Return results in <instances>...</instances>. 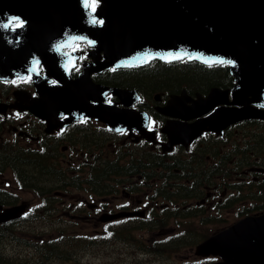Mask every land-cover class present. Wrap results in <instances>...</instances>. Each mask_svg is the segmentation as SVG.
<instances>
[{
  "label": "water",
  "instance_id": "95a60500",
  "mask_svg": "<svg viewBox=\"0 0 264 264\" xmlns=\"http://www.w3.org/2000/svg\"><path fill=\"white\" fill-rule=\"evenodd\" d=\"M13 17L25 18L26 27L4 32L2 27ZM87 17L86 0H0V66L18 68L33 52L38 59L56 62L60 38L70 28L87 33L84 37L98 45L97 51H104V66L186 56L207 63L231 60V72L244 91L264 92V0H101L94 17L103 23L87 26ZM16 34H22L23 41L8 44L6 38H16ZM19 53H23L20 59L5 61ZM62 89H54L55 110L65 101L74 107L72 101L82 95L73 93L65 99L59 96ZM220 93L213 89L204 100L211 101ZM220 101H212L209 107ZM82 110L92 115L86 106ZM113 119L121 122L120 128L142 123L130 111ZM23 209L17 206L0 213V221ZM199 249L221 253L225 260L217 264H264V214L241 220L202 242Z\"/></svg>",
  "mask_w": 264,
  "mask_h": 264
},
{
  "label": "flooded vegetation",
  "instance_id": "af4514ba",
  "mask_svg": "<svg viewBox=\"0 0 264 264\" xmlns=\"http://www.w3.org/2000/svg\"><path fill=\"white\" fill-rule=\"evenodd\" d=\"M86 59L87 57H85ZM176 63L153 62L149 65L124 70H105L92 75V80H97L104 84L136 89L139 95L133 101L131 107L138 112H147L151 119L145 129H143L144 123L142 121L141 126H131V130L112 132L115 138H123L122 144L128 150L127 161L135 165V171L130 172L127 169V172L124 173L112 172L109 174L108 194L100 195L93 199L89 210L85 212V218L88 221L94 224L109 223L112 230L126 226L141 228L145 225L151 203V200L147 198V190L152 187L148 185V174L145 172L146 157L144 151L148 145L153 146L157 152L163 155L157 159L161 162L159 166L165 165L168 169L181 170L178 174L187 178L186 181L191 186L193 194H195L194 200L196 202L191 205L192 207L203 206L207 207V209L222 207V211H227L228 213L231 211L238 216H244L248 213L256 212L257 207L264 204V118L241 120L228 126L223 136H216L213 132L208 133L210 131L204 135L202 133L194 137L190 143L195 144L187 148H184L181 142L175 143L171 148H168L171 142L187 141L190 136L204 129L206 120L197 119L208 115L216 107L204 114L191 118L175 116L172 120H169L170 117L166 112H181V109L175 107V103L182 102L192 105L199 93L207 95L215 85L221 86L223 89L231 88L234 85V80L226 72L227 80H225L224 76L222 79V72L210 70L218 80L202 86L193 84V79L187 77V75L182 80L177 79L178 83L176 84H161L156 87H144L139 82H126L130 80L139 81L140 78H143V74H146L145 72L170 75L171 70H181L184 74L195 72L194 70H196L188 65L177 67L174 65ZM81 69L82 67L79 69L73 68L71 73L76 77ZM158 88H163L164 90L160 89L162 91H158ZM150 90L153 92H150ZM172 95H175V97L173 98ZM109 98L114 102H120V98L117 95H110ZM123 98L129 100L125 95ZM231 99H233L231 93L228 96L222 95V106L241 107L243 105V103L231 102ZM250 104L255 105L253 102H250ZM203 109H206L203 105L192 109V116L195 115V112ZM85 119L89 121L83 122ZM168 121L176 125L180 124L188 128L189 131L172 133L170 131L172 124L168 123ZM78 122L84 126L83 132L96 133L93 126V123H95L94 119L81 118ZM241 128H248L251 133H241V136L234 141L232 150L234 152L242 151L244 156L251 153V159L248 162H243V157L234 159L232 166L235 165V173L230 171L231 168L226 173H223L225 171L223 167H217L222 169V178L219 183L212 182L210 177L211 166L206 165V163L209 164L211 161V165L214 166L221 164L222 156H226L224 151L227 144L226 141ZM130 149L135 153L138 152L137 157L130 156ZM168 149L172 150L167 151ZM211 149L214 151V155L211 154ZM1 150L2 148H0ZM179 152H185L186 158L172 155H181ZM200 164L203 165L202 169L199 168ZM93 176H96V174ZM152 177L161 178L160 175H151L150 178ZM180 180L182 181V179ZM233 189L238 191V195L235 197L229 196ZM246 191H249V193H246ZM235 204H240V206L233 211L231 207ZM158 205L161 206L158 215H161L162 203L159 202ZM122 211H134L143 214L116 215V213ZM107 213H112V217H108Z\"/></svg>",
  "mask_w": 264,
  "mask_h": 264
},
{
  "label": "rangeland",
  "instance_id": "374dc122",
  "mask_svg": "<svg viewBox=\"0 0 264 264\" xmlns=\"http://www.w3.org/2000/svg\"><path fill=\"white\" fill-rule=\"evenodd\" d=\"M199 72L207 76L210 71L208 69H204V71L199 70ZM141 83L144 87H146L144 82L141 81ZM19 84L21 86V83ZM13 89L12 83L1 84L0 95L2 100L9 98L13 99ZM30 115L25 112L18 114V121L13 122L8 128H4L0 132V140L9 141L11 143L14 142V145L20 146L21 149L26 146L31 147V145L36 147V142L38 139H33L32 141L26 140V135L24 133L28 132V130H32L34 133H36L35 130L36 128L41 127V122L38 119L32 117V114ZM24 120L29 122L28 130H23L22 134H17V132H15L11 126L14 124L23 123ZM98 123H93L96 133L83 132L77 128L69 134L73 136V138L69 141L55 142L53 137L50 138L52 144H56L59 148H61L60 152L56 156V160L59 162L61 169L64 172H67V174L71 177L74 176L71 173H68V169L75 166L69 165L71 162L73 164H78L85 160V158L86 160L90 158V160H96L98 163H104L107 160L112 161L115 157H117V155L120 154L119 147H121L123 138H115L112 133L102 126V124ZM243 132L250 134L251 130L248 128H241L237 133H233L232 136H230L226 141L227 144L225 147H227V150H230V152L228 154L229 160H226L222 156L223 165L222 163L220 165L223 167V170H225L223 173H226L229 168H231L230 171L232 173H235V165L232 166L234 159L243 157L242 161L248 162L252 157L251 153H248L246 156H244L242 151L234 152L231 150L234 141L239 138ZM3 144L4 143H0V145ZM15 149L18 150V147H15ZM145 149L154 150L149 145L146 146ZM1 153L7 154V151L1 150L0 154ZM211 154L214 155L213 150L211 151ZM121 160L126 161V159ZM206 165L211 166V161L209 164L206 163ZM23 166L25 165L23 164ZM123 166L124 161H122L121 165L116 168V171H120V173L123 172ZM199 168L202 169L203 165L200 164ZM9 176L12 178V172H9ZM210 177L212 178V182H220L222 178V169H212ZM0 179L6 180L4 186L5 188L14 189V192L17 194L13 196L14 203L27 201L30 205L29 212L38 208L39 196L34 193L33 189L27 186L23 189L18 188V186L16 188L14 182L10 179H7L5 174H1ZM177 180L178 179L175 177L171 179V182L175 183ZM9 182L11 184H9ZM27 183L30 184L29 182ZM40 184L47 185L48 188H51L49 193L44 194V198L48 199V208L51 210L37 219L22 217L20 220H17L15 223H13L12 235L6 239L0 237V264H154L147 263L141 257L137 256L138 252L141 251V247L133 242L127 243L126 241L120 240L109 243L107 246L94 245L92 247H86V244L72 240L70 235L75 234L74 236L76 237L77 233H92V229L97 226L96 224L86 223L83 221L81 215L77 214L79 213V210L75 206L77 201L79 199H89L91 201V199L99 197L100 195L92 192V190L89 189L90 186L87 184H82L81 186L76 187L74 185H70L69 182L65 180L60 182H57L55 179L44 181V177H42L38 185ZM59 190H64L65 192L59 195ZM246 193H249V191H246ZM237 195L238 191L234 189L229 193V196L235 197ZM5 201L9 202L10 200L6 199ZM79 206L82 208L87 207L86 204L84 205L81 203ZM239 206L240 204H235L231 207V210L234 211ZM263 208L264 205L262 204L258 210H262ZM217 212L218 211H208L206 213L213 214L212 220L216 222L204 225L200 229V232L210 234L236 218L235 213L231 211H229L230 213L224 211V213L221 215ZM60 221H65V225L62 227V230L68 228L69 236H67L66 239L72 245V248L69 247L68 252L70 253L66 255V258L69 261L60 259L55 260L42 256L50 253L49 250L46 249L47 240L45 239L56 234V227L54 224ZM190 221L197 222L195 219H190L188 222ZM185 224L186 223L182 224V227ZM171 226L172 225L169 223L162 230L165 232L171 229ZM182 227L180 228V225H178L177 230H182ZM146 235L148 236V234ZM166 236L167 235L164 237ZM43 240L45 241L43 242ZM149 246L155 247V245L152 243H150ZM162 252L163 249L158 250L157 258L160 261L159 264H196L198 262V260H194L191 255L192 253L190 245L181 246L177 250L167 251L165 252V256L162 255ZM154 255L155 254H151L150 257L152 258Z\"/></svg>",
  "mask_w": 264,
  "mask_h": 264
},
{
  "label": "trees",
  "instance_id": "16d2710c",
  "mask_svg": "<svg viewBox=\"0 0 264 264\" xmlns=\"http://www.w3.org/2000/svg\"><path fill=\"white\" fill-rule=\"evenodd\" d=\"M146 74H143V78L139 81H133V80H130V81H126V82H139L140 84L141 81L144 82V84L146 86H149V87H156V86H159L161 84H171L173 85V83H178V80L177 79H180L182 80L184 77H186L185 75H187V77H191L193 79L192 83L195 84V85H199V86H202V85H207L209 83H212V82H217L218 78L212 74V73H208V75H204V74H201L200 72H188L187 74H184L183 72H181V70H171L170 71V75L169 74H165V73H158V74H153V73H148V72H145ZM174 77V78H173ZM19 157L24 160L25 159V155H19ZM21 159L19 160V168L21 166ZM34 162L33 163H25L24 167L25 169L30 172V173H34V174H37V176H43V177H49L51 178L50 176H53V175H57V170L54 169L53 167V164H49L47 163V160H46V157L45 156H41L40 158H34L33 160ZM23 165V164H22ZM50 165V166H48ZM116 166V164H108L106 165V168L104 170V174H107L110 170V167L111 166ZM39 170L42 172L40 173ZM22 179V178H21ZM23 180V179H22ZM44 181H48V178H45ZM39 189H42V187H39Z\"/></svg>",
  "mask_w": 264,
  "mask_h": 264
},
{
  "label": "snow or ice",
  "instance_id": "6c2138e0",
  "mask_svg": "<svg viewBox=\"0 0 264 264\" xmlns=\"http://www.w3.org/2000/svg\"><path fill=\"white\" fill-rule=\"evenodd\" d=\"M92 2L93 3H96V2H98V0H92ZM12 19H14V20H17L18 21V23H17V27H22L23 26V24H24V22L22 21V20H20V18H18V17H13ZM91 22H93V23H95L96 21L95 20H93V21H91ZM99 23H103V21H99ZM79 39H84V37H79ZM90 43H95L94 41H90ZM158 55V54H157ZM221 62H223V61H221ZM227 63H229V64H231V63H234L233 61H231V60H229V61H227ZM53 83H55L54 81H53Z\"/></svg>",
  "mask_w": 264,
  "mask_h": 264
},
{
  "label": "bare ground",
  "instance_id": "6f19581e",
  "mask_svg": "<svg viewBox=\"0 0 264 264\" xmlns=\"http://www.w3.org/2000/svg\"><path fill=\"white\" fill-rule=\"evenodd\" d=\"M41 257V256H40Z\"/></svg>",
  "mask_w": 264,
  "mask_h": 264
}]
</instances>
